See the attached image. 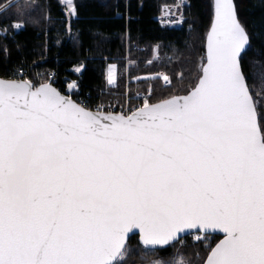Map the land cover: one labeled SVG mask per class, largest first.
<instances>
[{
    "label": "snow or ice",
    "instance_id": "1",
    "mask_svg": "<svg viewBox=\"0 0 264 264\" xmlns=\"http://www.w3.org/2000/svg\"><path fill=\"white\" fill-rule=\"evenodd\" d=\"M62 7L78 17L75 0ZM210 7L206 54L184 95L149 94L114 113L74 100L75 82L65 95L27 78L23 65L0 77V264H126L133 230L145 258L194 230L197 241L223 233L202 264H264V74L254 87L245 71L251 37L236 0ZM12 8L30 14L14 0L0 14ZM23 28L13 21L12 33ZM150 264L192 261L176 250Z\"/></svg>",
    "mask_w": 264,
    "mask_h": 264
},
{
    "label": "trees",
    "instance_id": "2",
    "mask_svg": "<svg viewBox=\"0 0 264 264\" xmlns=\"http://www.w3.org/2000/svg\"><path fill=\"white\" fill-rule=\"evenodd\" d=\"M14 2L30 14L16 15V8L0 14V27L10 33L14 20L24 22L23 30L9 38L0 36V77H8V69L17 65L27 68L32 78H43L38 82L45 81L48 73L54 71L59 80L64 76L76 80L81 93L89 92L92 98H100V90L106 84L107 65L112 61L119 63L118 86L124 89L122 59L128 53L132 62L129 90L150 91L151 103L186 94L197 82L209 27L208 0H186L182 23L171 29L160 27L156 17L171 8L175 0H75L78 17L72 19L67 18L61 0ZM8 3L9 0H0V7ZM236 3L251 37L244 68L256 87L258 77L264 74V0H236ZM69 27L78 39L69 35L66 30ZM155 48L157 53L153 54ZM148 61L151 63L147 64ZM80 65L82 70L76 72ZM160 72L170 78L171 85L156 78ZM256 95L264 96V87H256ZM210 238L213 247L221 237ZM182 240L175 248L155 251L149 259L144 257L137 236H132L126 264L166 261L178 245V250L192 264H202L208 250L203 239L192 242L188 236Z\"/></svg>",
    "mask_w": 264,
    "mask_h": 264
},
{
    "label": "built area",
    "instance_id": "3",
    "mask_svg": "<svg viewBox=\"0 0 264 264\" xmlns=\"http://www.w3.org/2000/svg\"><path fill=\"white\" fill-rule=\"evenodd\" d=\"M178 6L180 7L178 8ZM184 6L185 0H175V3L171 8L160 13L156 17V20L159 23L160 27L165 29L178 27L182 23L184 18ZM169 10H171L173 15H169ZM23 71L27 78L38 82L31 77V74L27 68H23ZM47 77L48 78L46 81L52 82L53 85L65 95L70 94L68 85L75 82L77 88L74 94H72V98L74 100H76L77 102L83 101L92 109H95L97 106L103 105L105 106L103 108L104 111H112L114 113H119L121 111L127 112L130 108L134 109L138 106H141L143 102L142 98L151 94L150 92L144 91H131L128 87L124 90H119L113 86L105 85V87L100 90V98L96 96L92 98L93 96L89 92L81 93L80 86L74 79L64 76L62 80H59L56 72L54 71L49 72ZM5 78L10 77L8 76Z\"/></svg>",
    "mask_w": 264,
    "mask_h": 264
},
{
    "label": "rangeland",
    "instance_id": "4",
    "mask_svg": "<svg viewBox=\"0 0 264 264\" xmlns=\"http://www.w3.org/2000/svg\"><path fill=\"white\" fill-rule=\"evenodd\" d=\"M61 3H62V0H61ZM211 0H208V2H207V13H208V15L210 16L211 14H210V11H211ZM65 13H66V15H67V18L68 19H72V18H75V17H69L68 16V12H67V10L65 9ZM0 29H2L1 27H0ZM10 32V31H9ZM157 53V48H155V51L153 52V54H156ZM122 62H123V64H124V67H123V73H124V75H125V83H124V85H123V87H124V89H126L127 87L129 88H131V80L129 79V69H130V67H131V65H132V62H131V59H130V56H129V54L128 53H126L125 54V56H124V58L122 59ZM111 64H116V66H117V69H116V83L115 84H109L108 83V81H107V70H108V66L109 65H111ZM147 64H149V61L147 62ZM77 72V71H76ZM119 74H120V70H119V63H117L116 61H112L110 64H108L107 65V69H106V84L105 85H110V86H113V87H115L116 89H120L121 87H119L118 86V81H119ZM165 74L164 73H162V72H160L158 75H155V76H157V77H160V78H162L163 79V76H164ZM142 78H147L146 76L145 77H142ZM34 80H41V79H43V78H39V79H35V78H33ZM47 80V79H46ZM124 89H120V90H124ZM132 89V88H131ZM137 90L138 89H133V91H135V92H137ZM138 91H140V90H138ZM142 91V90H141ZM195 235L196 234H193V235H191L190 237H191V239H192V242H196L197 240H195ZM211 241H212V238H208L207 240H203V244H204V246H205V248H207L208 249V247L209 246H211L212 244H211ZM181 244V243H180ZM179 246L180 245H178V247H177V249L176 250H178V248H179ZM175 251V250H174ZM138 252V251H137ZM155 256H158V254H155ZM143 257V256H142ZM142 259V258H141Z\"/></svg>",
    "mask_w": 264,
    "mask_h": 264
},
{
    "label": "water",
    "instance_id": "5",
    "mask_svg": "<svg viewBox=\"0 0 264 264\" xmlns=\"http://www.w3.org/2000/svg\"><path fill=\"white\" fill-rule=\"evenodd\" d=\"M212 2H213V0H211V4H212ZM238 11H239L240 19H241V13H240L239 7H238ZM210 14H211V15L209 16V27H208V29H207V33H208V31H209V29H210V27H211V22H212V9H211V11H210ZM207 33H206V37H207ZM204 49H205V54H206V38H205V46H204ZM53 86H54V85H53ZM54 87H55V86H54ZM183 95H184V94H183ZM193 234H196V233H195L194 230H191V231H189L188 233H181L180 235H181V238L184 239V238H186V237H188V236H190V235H193ZM215 235L220 236V237H221L220 240L223 239V233H219V232H217V233H213V234H211V236H215ZM132 236H137V239H138V242H139V231H138V230H133V232L129 234V238L132 237ZM218 242H219V241H218ZM218 242H217V243H218ZM214 246H215V245H214ZM214 246H213V247H214ZM166 248H168V247H159V250H157V251H161V250H164V249H166Z\"/></svg>",
    "mask_w": 264,
    "mask_h": 264
}]
</instances>
